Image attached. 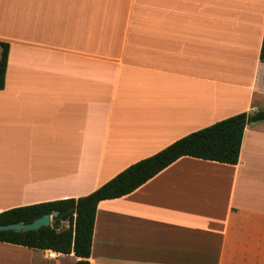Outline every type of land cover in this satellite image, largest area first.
Returning <instances> with one entry per match:
<instances>
[{
    "label": "crops",
    "instance_id": "1",
    "mask_svg": "<svg viewBox=\"0 0 264 264\" xmlns=\"http://www.w3.org/2000/svg\"><path fill=\"white\" fill-rule=\"evenodd\" d=\"M263 34L264 0H0V212L87 195L263 110ZM79 259L0 241V264ZM88 261L264 264V120L245 126L236 164L181 156L101 200Z\"/></svg>",
    "mask_w": 264,
    "mask_h": 264
},
{
    "label": "trees",
    "instance_id": "2",
    "mask_svg": "<svg viewBox=\"0 0 264 264\" xmlns=\"http://www.w3.org/2000/svg\"><path fill=\"white\" fill-rule=\"evenodd\" d=\"M9 43L0 41V89L8 60ZM260 59L264 61V34ZM264 120V109L240 112L193 131L153 155L142 158L117 173L87 195L12 207L0 212V224L30 223L44 214H52L51 223L37 229L16 231L0 229V241L32 248L52 249L80 257L75 264H89L96 207L101 200L132 192L181 156H191L227 164L238 162L244 128Z\"/></svg>",
    "mask_w": 264,
    "mask_h": 264
},
{
    "label": "water",
    "instance_id": "3",
    "mask_svg": "<svg viewBox=\"0 0 264 264\" xmlns=\"http://www.w3.org/2000/svg\"><path fill=\"white\" fill-rule=\"evenodd\" d=\"M57 214H58L57 211H54L52 214L46 213L43 216L33 220L30 223L15 222V223H9V224H0V229L1 230L12 229L16 231L37 229L40 226H46L50 224L52 217L56 216Z\"/></svg>",
    "mask_w": 264,
    "mask_h": 264
},
{
    "label": "built area",
    "instance_id": "4",
    "mask_svg": "<svg viewBox=\"0 0 264 264\" xmlns=\"http://www.w3.org/2000/svg\"><path fill=\"white\" fill-rule=\"evenodd\" d=\"M48 256L51 258V257H54L55 256V253H53V252H50L49 254H48Z\"/></svg>",
    "mask_w": 264,
    "mask_h": 264
},
{
    "label": "rangeland",
    "instance_id": "5",
    "mask_svg": "<svg viewBox=\"0 0 264 264\" xmlns=\"http://www.w3.org/2000/svg\"><path fill=\"white\" fill-rule=\"evenodd\" d=\"M69 259H70V262H72L73 259L72 258H69Z\"/></svg>",
    "mask_w": 264,
    "mask_h": 264
}]
</instances>
